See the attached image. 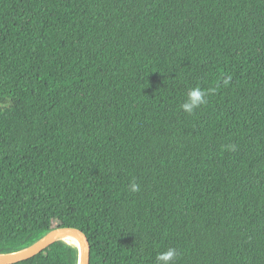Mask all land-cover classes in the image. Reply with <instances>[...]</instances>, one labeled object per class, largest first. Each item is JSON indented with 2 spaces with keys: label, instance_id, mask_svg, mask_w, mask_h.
I'll list each match as a JSON object with an SVG mask.
<instances>
[{
  "label": "trees",
  "instance_id": "1",
  "mask_svg": "<svg viewBox=\"0 0 264 264\" xmlns=\"http://www.w3.org/2000/svg\"><path fill=\"white\" fill-rule=\"evenodd\" d=\"M59 227L90 264H264V0H0V255Z\"/></svg>",
  "mask_w": 264,
  "mask_h": 264
},
{
  "label": "water",
  "instance_id": "2",
  "mask_svg": "<svg viewBox=\"0 0 264 264\" xmlns=\"http://www.w3.org/2000/svg\"><path fill=\"white\" fill-rule=\"evenodd\" d=\"M74 236L83 243V251L80 250V264H90L91 261V239L85 231L78 227H59L48 232L34 246L27 249L28 252L20 257L0 260V264H24L42 255L54 244L66 241L67 237ZM76 245V244H75Z\"/></svg>",
  "mask_w": 264,
  "mask_h": 264
},
{
  "label": "clouds",
  "instance_id": "3",
  "mask_svg": "<svg viewBox=\"0 0 264 264\" xmlns=\"http://www.w3.org/2000/svg\"><path fill=\"white\" fill-rule=\"evenodd\" d=\"M230 78H225L223 84L227 86ZM207 93L200 88H193L187 93V100L181 105L182 109L188 113H191L195 108L207 103L205 97ZM130 190L136 192L139 190V185L131 183ZM177 257V253L174 249L159 253L156 256V264H171V262Z\"/></svg>",
  "mask_w": 264,
  "mask_h": 264
},
{
  "label": "bare ground",
  "instance_id": "4",
  "mask_svg": "<svg viewBox=\"0 0 264 264\" xmlns=\"http://www.w3.org/2000/svg\"><path fill=\"white\" fill-rule=\"evenodd\" d=\"M65 240L68 242H71L73 244H76L77 246H79L80 250L83 251V243L79 238L74 237V236H70V237H67ZM27 252H28V250H23V251L14 253V254L0 255V260L17 258V257H20V256L26 254Z\"/></svg>",
  "mask_w": 264,
  "mask_h": 264
}]
</instances>
